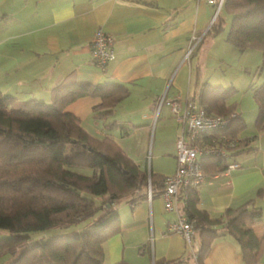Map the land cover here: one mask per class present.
I'll return each instance as SVG.
<instances>
[{
    "label": "crops",
    "instance_id": "0c3cea01",
    "mask_svg": "<svg viewBox=\"0 0 264 264\" xmlns=\"http://www.w3.org/2000/svg\"><path fill=\"white\" fill-rule=\"evenodd\" d=\"M217 1L0 0V93L18 100L49 102L59 85H122L127 96L104 119L93 117L99 96L79 97L65 110L78 117L93 137H112L141 168L170 175L176 167L175 142L182 127L170 108L165 103L158 107V102L176 99L180 109L191 101L200 106L199 84L208 82L204 67L214 36L196 45L187 58L185 54L193 44L192 37L206 33ZM97 29L113 37L115 57L104 69L91 59V38ZM243 130L239 136L248 139L247 145L228 160L237 166L206 174L197 186V207L219 218L227 209L254 206L260 216L252 231L261 240L264 130L256 129V134L247 136ZM116 207L119 231L104 243L105 264H195L182 236L168 231V223L183 214V201L178 202L177 210L169 211L157 194L132 206L127 197ZM219 232L203 264H245L239 243ZM191 245L196 250L198 240L192 239ZM255 264H264V247Z\"/></svg>",
    "mask_w": 264,
    "mask_h": 264
},
{
    "label": "trees",
    "instance_id": "16d2710c",
    "mask_svg": "<svg viewBox=\"0 0 264 264\" xmlns=\"http://www.w3.org/2000/svg\"><path fill=\"white\" fill-rule=\"evenodd\" d=\"M223 13L231 17L226 41L240 52L259 51V68L264 74V0H223L196 45L223 29ZM199 89V105L207 114H235L229 125L215 134L216 143H222L221 135L230 140L240 138L244 121L235 104L226 102L233 89L208 82H200ZM127 94V89L116 83L75 82L55 87L49 102L18 100L0 93V230L8 232L0 249L1 254H9L5 264H105L104 243L119 231L118 202L128 197L132 206L147 199L148 186L152 197L163 191L165 175L141 168L112 137H93L78 117L65 110L79 97L99 96L93 117L104 119ZM253 97L258 106L255 127L264 130V82L253 90ZM247 140L241 138L237 146L228 148L230 158L245 148ZM209 144L208 139L201 142V146ZM228 160L201 155L199 162L206 175L227 170ZM185 192L184 200L182 192L178 197L183 201L182 213L193 224V239L198 240L195 264H203L219 231L239 243L245 264H255L264 247V238L258 239L252 231L260 212L245 204L212 218L197 207V187ZM53 228L63 232L44 241L30 237L32 232Z\"/></svg>",
    "mask_w": 264,
    "mask_h": 264
},
{
    "label": "built area",
    "instance_id": "2783aa9c",
    "mask_svg": "<svg viewBox=\"0 0 264 264\" xmlns=\"http://www.w3.org/2000/svg\"><path fill=\"white\" fill-rule=\"evenodd\" d=\"M223 0L217 1L214 18L216 17ZM193 44L188 48L185 58H187L196 44L201 39L193 36ZM113 37L101 29H97L91 38V59L99 69H104L105 66L114 59L115 52L112 47ZM165 103L177 122L181 124V134L175 142V160L176 167L172 174L165 176L164 189L160 193L165 208L169 211L177 210L179 202V194L182 192V199L186 198V189L189 187H197L204 180L206 175L203 173L200 166V156H222L225 159H231L228 148L237 146L241 138L234 140L227 139L221 135L222 143L217 144L215 134L229 125L230 118L218 115H210L203 108L198 106L193 101L187 102L184 109H180L176 99L165 100L161 98L158 102V107ZM209 140L210 144L201 146V142ZM235 163H228L227 170L236 167ZM147 200L150 201L152 193L150 187L147 188ZM168 231L177 233L182 236L187 248L195 259L196 255L192 249V239L194 237L193 224L187 220L184 214H179L177 218L168 223Z\"/></svg>",
    "mask_w": 264,
    "mask_h": 264
},
{
    "label": "rangeland",
    "instance_id": "374dc122",
    "mask_svg": "<svg viewBox=\"0 0 264 264\" xmlns=\"http://www.w3.org/2000/svg\"><path fill=\"white\" fill-rule=\"evenodd\" d=\"M222 15L225 17L224 28L213 37L215 42L209 47L210 52L204 67V79L212 84L222 85L223 89H233L226 95V102L234 103L236 112H240L244 118L246 127L243 130V135H253L256 134L254 120L258 111L253 90L264 82V74L260 72L259 68L262 61L261 54L254 49H249L244 53L240 52L225 40L231 17L226 13ZM62 232V229L53 228L32 232L30 237L44 241L48 237ZM6 237H8V232L0 230V244ZM8 258V253L1 254L0 251V264H5Z\"/></svg>",
    "mask_w": 264,
    "mask_h": 264
}]
</instances>
